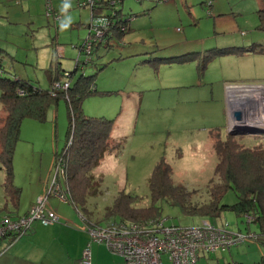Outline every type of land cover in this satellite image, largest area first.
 <instances>
[{
  "label": "rangeland",
  "instance_id": "rangeland-1",
  "mask_svg": "<svg viewBox=\"0 0 264 264\" xmlns=\"http://www.w3.org/2000/svg\"><path fill=\"white\" fill-rule=\"evenodd\" d=\"M29 3L32 21L23 26L28 33L14 36L10 39L14 41L8 42L16 56L15 70L22 77H30L35 83L48 87L51 64L55 67L59 61L63 68L72 70L79 60L80 67L75 75L96 73L98 88L105 90L85 97L83 111L109 118L118 116L114 135L127 138L119 155H107L94 169L96 175H103V182L97 193L88 196L86 206L89 212L86 214L93 220L106 223V207L122 192L137 195L139 199L133 203L137 206L152 204L149 178L161 157L171 166L172 183L192 192L191 202H208L211 183L219 180L215 172L217 155L210 131L219 128L225 139L227 123L221 114L219 101H208L202 95L194 99H180L179 95L186 90L179 84L185 81H176V77L184 69L187 82L203 80L214 84L216 89L226 80L264 81V52L209 57L205 60L204 69L200 65L202 54L200 57L194 55L184 66H164L166 63H162L156 67L139 62L145 54L135 53L136 42L130 34L141 33L139 44H146L142 52L156 48L152 43L157 40L166 44L178 42L173 49L146 53L153 57L183 48L186 39L192 42L185 48L195 52L203 51L208 46H226L234 42L247 46L260 43L264 46V27H259V10L264 8V0H124L121 4L122 17L138 14L136 22L133 16V20L128 21L135 30L127 33L125 45L114 37L109 49L104 44L96 47L92 53V63L97 64H82L86 55L76 47L88 35V24L94 22L90 6H80L77 0H51L53 10L63 13L60 21H56L52 14H48L46 0H29ZM65 3L69 7L62 10ZM144 10L146 14L139 15ZM65 21L68 26L62 28L61 24ZM20 22L22 26L25 20L20 19ZM120 55L123 57L120 58ZM1 113L3 107L0 101ZM70 119L66 99L60 97L58 104L49 109L46 119L26 117L23 120L13 164L15 177L21 184L16 185L26 186V196L36 185L40 173L47 169L51 172V185L56 173L53 167L54 153L66 143ZM257 135L264 139V134ZM258 140V136L246 133L241 142L252 146ZM5 175V169L0 166V193L4 191ZM58 179L64 189L66 183L61 173ZM52 195L55 196L54 193ZM236 200L237 195L230 188L222 196L221 203ZM69 203L75 206L70 198ZM157 205L162 207L160 217L167 224L193 225L211 220L236 233L259 231L256 222L248 223L246 217L231 209L217 216H201L186 214L166 199H159ZM263 253L261 243L250 240L215 253L200 252L194 264L234 261L255 264ZM163 262L172 264L166 255Z\"/></svg>",
  "mask_w": 264,
  "mask_h": 264
},
{
  "label": "trees",
  "instance_id": "trees-1",
  "mask_svg": "<svg viewBox=\"0 0 264 264\" xmlns=\"http://www.w3.org/2000/svg\"><path fill=\"white\" fill-rule=\"evenodd\" d=\"M259 18V27H264V8L259 10ZM236 49L264 52V46L260 43L247 47H213L208 50L209 54L205 53L203 56L201 68L204 69L207 58ZM194 54L188 52L169 57L154 56L147 60L154 65L162 60L183 62L191 59ZM0 67V101L3 107V113L0 114V166L6 173L3 182L5 195L15 204L18 203L21 188L14 182L13 159L23 120L26 117L46 119L49 109L58 104L60 97H65L71 119L66 143L61 150L54 153V166L59 165L62 170L70 199L81 215L91 221L86 214L89 212L86 206L88 196L97 193L96 190H99L103 182V175H96L94 169L107 155H119L127 139L113 134L117 117L95 116L83 111L82 103L85 97L101 91L96 87L97 74L82 72L76 76L78 64L72 70L61 69L57 64L54 69L51 68V73H48L50 85L43 87L16 74L9 75L10 69L1 60ZM66 71L70 73L69 76L65 75ZM65 79L69 80L68 87L62 86ZM57 82H60V85H57ZM19 90H22L23 94H20ZM243 135L228 133L224 139L216 133L213 148L217 155L215 172L219 180L212 181L208 202H191L192 192L182 185L172 183L171 166L161 157L149 178L152 204L137 206L133 204L139 199L137 195L122 192L106 207L107 218L140 220L160 217L162 207L157 205V201L166 199L179 206L184 213L192 215L217 216L227 209L234 210L243 217L251 213L255 216L253 222H256L259 228L260 241L264 242V139L249 146L241 142ZM230 188L235 191L237 200L233 203H221L222 196ZM100 223L98 221L91 224ZM217 264L240 263L234 261ZM259 264H264V255Z\"/></svg>",
  "mask_w": 264,
  "mask_h": 264
},
{
  "label": "built area",
  "instance_id": "built-area-1",
  "mask_svg": "<svg viewBox=\"0 0 264 264\" xmlns=\"http://www.w3.org/2000/svg\"><path fill=\"white\" fill-rule=\"evenodd\" d=\"M124 0H84L79 5H89L92 9L93 24H89V33L79 45L80 53L86 55L82 64L93 62L95 48L106 42L113 30L125 31L131 17H122L121 4ZM141 1V0H138ZM49 15L56 20L62 14L53 10L51 0H47ZM126 18V19H125ZM80 67L79 60L76 62ZM83 66V65H82ZM1 70V67H0ZM65 75L69 76L68 71ZM63 87H68L65 79ZM60 85V82H57ZM23 94L22 90H19ZM225 93L229 113V131L234 127H243L247 133L264 134V81L225 83ZM243 112V120L235 118V111ZM56 175L61 172L55 166ZM54 176L51 185L25 214L17 218L2 216L0 218V237L12 235L14 238L26 233L33 221L52 224L61 220V216L48 205L49 196L54 193L67 201L69 189H62ZM247 222H253V214L245 215ZM91 240L105 243L111 251L124 257L126 264H164L166 255L172 264H194L200 252L215 253L250 240L260 241L258 232L243 234L232 232L217 226L210 220L196 225L167 224L161 217L140 220H113L88 226ZM79 264H92L91 249L86 246Z\"/></svg>",
  "mask_w": 264,
  "mask_h": 264
},
{
  "label": "crops",
  "instance_id": "crops-1",
  "mask_svg": "<svg viewBox=\"0 0 264 264\" xmlns=\"http://www.w3.org/2000/svg\"><path fill=\"white\" fill-rule=\"evenodd\" d=\"M63 1H69V0H63ZM77 1L79 5V2L84 1V0H77ZM46 3H47V0H46ZM80 6H85V5H80ZM147 9L148 8H146V10ZM59 12L62 14V17H63L62 11H59ZM92 12L93 11L91 9V17H92ZM145 12L146 11L144 10V12L139 13V15H145L146 14ZM136 15L132 13L128 17L132 18L133 16L134 20L133 18L132 19L130 18V19L131 21L133 20L136 22V19H135ZM20 16H22V18H20ZM20 19L25 20V23H23L22 26L20 24L22 23L20 22ZM54 20H56L55 16H54ZM30 21H32V14H31V4L29 3V0H0V60L12 72V73L9 72L8 73L9 75L16 74L18 76H21V74L15 70L14 59L16 56L11 51L12 49H11V46L8 44V42L11 43V41H14V40H10L14 36L26 35V33H28L27 32L28 30L24 31L25 28H23V26L24 24H29ZM128 21H127V29L125 31L122 32V31L113 30V33L107 36L108 37L107 41L102 43L107 47V49H109V47L112 46L110 43L114 37H118V39L124 42L123 43L124 45L126 44L125 41L127 39V33L135 30V27H133L132 25L129 26L130 22ZM153 29L155 30V27H153ZM140 34L141 33L139 31L136 32L135 35L130 34V36L136 42V44H134L137 49L135 53L145 54V57L140 59L139 62L140 63L144 62V64H149L151 66L154 64L149 62L147 59L153 56L152 55L147 56L148 54L146 53L156 52V51L161 52L164 50H169L171 48L173 49V46L178 43V42H175V43L166 44V43L159 42L157 40V42L152 43V45L156 46V48L153 47V48H150V51L142 52L141 50L145 49L144 47L146 44L145 45L139 44L138 38L140 37ZM142 40H145V39H142ZM190 42L192 41L186 39L183 43L184 44L183 48H179L177 49V51L171 54L161 53L155 56L169 57V56L179 55L182 53L194 52L195 57L196 56L200 57V54H202L203 56L205 55V53L209 54L210 52H208V50L213 47H225V45L223 46L222 45L220 46L212 45V46L206 47V49L203 51L195 52V51H189L187 48H185V46L189 44ZM13 43H16V42H13ZM143 43H146V42L144 41ZM81 44L82 43L77 44L76 47H78ZM226 46H236V47L246 46L247 47V45H243V43L238 44L236 42L230 45H226ZM184 49H187V50H184ZM248 52L250 53V52H257V51H243V49H236L234 51H230L226 53H217L213 55L212 58L225 57L227 55L243 56ZM119 57L121 58L123 56L120 55ZM185 62L186 61L180 62V61L162 60L156 63L155 66L158 67L162 63H166L164 66H166L167 64H169V66H184ZM57 64H59V61ZM94 64H97V63L94 62ZM53 67H54L53 64H51L50 69ZM60 68L62 69L63 67L60 65ZM185 75H186V70L181 69L180 73H178V76L176 77L177 78L176 81L186 82V83L183 82L182 84H179L181 88H184L186 90L183 95H179L180 99H184V100L185 98L194 99L193 97L197 98V97H200V95H202L203 98H205L208 101H214V102L219 101L221 105V114L222 116H224V121L227 123L226 124L227 131L228 133H230L229 131V121L230 120H229V113H228L226 93H225V83L227 80L223 83V85L220 84L219 87L216 89V86L214 84H211V82H207L203 80H192L190 82H187L188 77ZM24 78H27L31 82L35 83V81H33L30 77H24ZM95 82H96L97 89L101 90L97 86V78L95 79ZM49 84H50V80H49ZM175 85H178V84H175ZM102 91H105V90H101L100 92ZM53 115H55L54 111H53ZM116 117L118 119V116ZM219 130H220L219 128L218 129L213 128L210 131L211 141L213 144L216 140V137H215L216 133H219L221 136V132ZM253 135L256 136L257 134H253ZM258 139L261 140L262 138L258 137ZM110 155H114V154H110ZM53 163H54V160H53ZM60 173L61 172H59L57 175L55 173L59 183H60V179H58V176ZM50 174L51 172L48 169L45 171H42L40 173V176L37 182L35 183L36 185L32 186L31 188L32 190L30 191V193H28L27 196L25 195L26 186L24 185L21 186L20 187L21 192H20L19 201L17 204H15L9 198H7V196L5 195V191L3 192L1 191L0 193V218L2 216H8L10 218H17L20 215L28 212L31 205L35 203L42 194L45 193L47 188H49ZM14 182L17 185H21L18 183L17 177L14 178ZM32 183L33 181L31 182V184ZM60 186H61V183H60ZM66 189H68L67 185L64 187V190ZM69 198L70 197L68 195V200L65 201V200L58 198L56 195L55 196L52 195V193L49 196L48 205L61 216L60 221L52 223V224H43L40 221L35 220L32 222L30 229L26 233L22 234L21 236L17 238H14L12 235L0 237V264H79V260L82 256V252L86 246H89L91 249L92 264H126L124 257L120 254H117L111 251L110 248L105 243L95 242L91 240V236L88 231V226L91 225V223L93 222H98V221H100L101 223L103 222L101 220H93V219H91V221H88L86 218H84L81 215L76 205L74 206L72 203H69ZM106 220L108 221L110 219L106 218ZM193 225H196V224H193ZM217 226H220V225H217ZM220 227H223V226H220ZM256 242L261 243L262 247H264V242H261V241H256ZM262 255H264V253ZM259 261L255 264H259Z\"/></svg>",
  "mask_w": 264,
  "mask_h": 264
},
{
  "label": "water",
  "instance_id": "water-1",
  "mask_svg": "<svg viewBox=\"0 0 264 264\" xmlns=\"http://www.w3.org/2000/svg\"><path fill=\"white\" fill-rule=\"evenodd\" d=\"M234 115H235V118L237 120H243V112L242 111L236 110ZM230 133H232V134H246L247 131L244 129L238 128V127H234L233 129L230 130Z\"/></svg>",
  "mask_w": 264,
  "mask_h": 264
},
{
  "label": "clouds",
  "instance_id": "clouds-1",
  "mask_svg": "<svg viewBox=\"0 0 264 264\" xmlns=\"http://www.w3.org/2000/svg\"><path fill=\"white\" fill-rule=\"evenodd\" d=\"M69 7L68 3H65L62 10H66ZM68 26V22H62L61 27L66 28Z\"/></svg>",
  "mask_w": 264,
  "mask_h": 264
},
{
  "label": "bare ground",
  "instance_id": "bare-ground-1",
  "mask_svg": "<svg viewBox=\"0 0 264 264\" xmlns=\"http://www.w3.org/2000/svg\"><path fill=\"white\" fill-rule=\"evenodd\" d=\"M241 129H243V127H240Z\"/></svg>",
  "mask_w": 264,
  "mask_h": 264
}]
</instances>
